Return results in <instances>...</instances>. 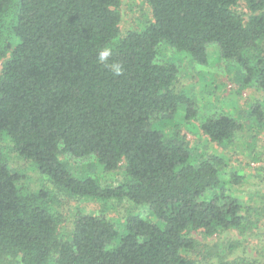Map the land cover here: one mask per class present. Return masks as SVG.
<instances>
[{
  "label": "trees",
  "instance_id": "1",
  "mask_svg": "<svg viewBox=\"0 0 264 264\" xmlns=\"http://www.w3.org/2000/svg\"><path fill=\"white\" fill-rule=\"evenodd\" d=\"M147 2L153 21L119 37L120 0H0V135L69 196L128 200L161 224L132 214L121 232L103 214L76 212L70 236L60 237L46 193L24 191L0 154V264H214L188 257L198 246L189 233L244 226L240 201L222 186V158L195 163L178 132L150 127L180 109L187 122L198 120L196 103L175 90L178 66L158 61L161 46L199 65L214 46L238 68L242 87L264 93V0ZM106 46L122 75L97 62ZM248 117L264 127V105L255 102ZM199 127L218 144L242 131L222 113ZM60 156L106 172L123 162L125 180L102 186Z\"/></svg>",
  "mask_w": 264,
  "mask_h": 264
},
{
  "label": "rangeland",
  "instance_id": "2",
  "mask_svg": "<svg viewBox=\"0 0 264 264\" xmlns=\"http://www.w3.org/2000/svg\"><path fill=\"white\" fill-rule=\"evenodd\" d=\"M234 10L246 21L250 12L244 3ZM119 37L130 31H139L153 21L147 0H120ZM264 55V44L261 45ZM158 61L174 63L179 68L175 90L181 92L197 105L198 120L187 122L184 110L150 129L165 136L178 132L188 145L192 160L198 163L210 156L222 158V186L236 197L243 208L244 226L240 229L222 231L206 236L202 231H191L189 237L198 246L187 253L188 257L214 264H264V127L249 119L251 106L260 101L264 105V93L241 86V74L235 65L219 60L216 47L208 50V64L194 63L185 53H178L169 46L160 47ZM3 60H0V69ZM226 114L242 124V131L229 143L210 141L199 124L204 118ZM0 154L5 162L21 176V186L28 193H46L47 203L58 217V234L69 237L76 212L105 215L119 231L124 230V220L139 214L150 223L161 225L143 206L133 205L128 200L98 201L69 196L54 186L50 179L39 173L31 162L19 157L6 135H0ZM60 159L76 175L87 174L102 186H116L125 180L124 163L114 172H106L95 166L81 168ZM242 178L240 184L231 182V174Z\"/></svg>",
  "mask_w": 264,
  "mask_h": 264
},
{
  "label": "clouds",
  "instance_id": "3",
  "mask_svg": "<svg viewBox=\"0 0 264 264\" xmlns=\"http://www.w3.org/2000/svg\"><path fill=\"white\" fill-rule=\"evenodd\" d=\"M112 56H113L112 48L106 46L98 52L97 62L103 64L115 76H120L124 72V65L119 61L110 60Z\"/></svg>",
  "mask_w": 264,
  "mask_h": 264
}]
</instances>
